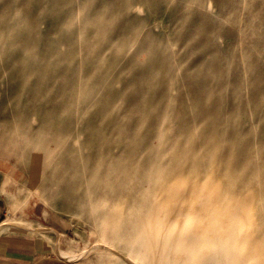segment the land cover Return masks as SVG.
<instances>
[{
    "label": "rangeland",
    "instance_id": "1",
    "mask_svg": "<svg viewBox=\"0 0 264 264\" xmlns=\"http://www.w3.org/2000/svg\"><path fill=\"white\" fill-rule=\"evenodd\" d=\"M0 1V60L16 72L1 67L0 94L21 83L0 113V159L29 200L82 248L100 242L103 213L155 200L171 222L197 216L196 233L217 216L220 236L221 213L246 205L245 234L264 242V0Z\"/></svg>",
    "mask_w": 264,
    "mask_h": 264
},
{
    "label": "bare ground",
    "instance_id": "2",
    "mask_svg": "<svg viewBox=\"0 0 264 264\" xmlns=\"http://www.w3.org/2000/svg\"><path fill=\"white\" fill-rule=\"evenodd\" d=\"M20 1H18V2H20ZM38 2H41V1L38 0ZM9 3H11V2H9ZM9 3H7V4L9 5ZM25 3L29 4V1L25 2ZM3 4H5V3L3 2ZM18 4H20V3H18ZM30 4H32V3H30ZM24 7H26V6H24ZM21 8L22 7H20V9ZM42 9H44V8H42ZM0 13H1V11H0ZM3 13H5V12H3ZM2 14H0V15L2 16ZM39 15H40V13H39ZM42 15H44V14H42ZM53 33H54V31H53ZM37 38L38 37L36 35V40H37ZM36 40H35V44H36ZM65 43L66 42H64V44ZM61 46H62V44H61ZM67 51H69V50L67 49ZM14 57L16 58V56H14ZM2 58H6V57H2ZM2 61H3V59H2ZM10 61H12V59ZM1 67L3 68V70L5 72L11 73L12 75L14 73H16V72H14L15 69L13 68L12 64L9 63V60H7V62H5L4 64H2L1 60H0V69H1ZM42 67H44V66H42ZM34 69H33V71H34ZM19 70H21V69H19ZM36 70L34 72L38 73L39 71H36ZM38 70H39V68H38ZM41 71H40V73H41ZM48 71H50V70L48 69ZM18 73H19V71H18ZM50 73H51V71H50ZM31 74H33V73H31ZM19 75L21 76V74H19ZM59 75L61 76V74H59ZM59 75H56V76H59ZM63 75L65 76V74H63ZM15 77L17 78L18 76L15 75ZM15 77L13 78L12 81L9 80L7 84L6 83L4 84V87H6L8 90V94L5 95V94L1 93L2 96L0 97V100H1L0 101V113L8 112L7 111V108L9 107L8 103H11L14 105H16L17 103L19 105L21 104V102L19 103L20 97L18 96L19 98H17L18 94L16 93L20 90V89L18 90V88H19L21 83L20 82L17 83L16 80H18V79H15ZM45 77H47V76H45ZM50 79H51V77H50ZM19 80L21 81V79H19ZM45 80H46V78H45ZM23 82H25V81H23ZM26 82H28V80ZM49 83H51V81ZM39 84H40V82H39ZM63 84H65V83H63ZM35 85H37V84H35ZM59 85H61V84H59ZM48 86H46V87H48ZM24 87H23V89H24ZM36 87H34V88H36ZM40 88L37 87V89H40ZM42 88H44V87L42 86ZM30 89H32V88H30ZM16 90H18V91H16ZM33 90H35V89H33ZM26 91H27V89H26ZM26 91L23 90L22 92L24 93ZM32 91L30 90V92H32ZM35 91L37 92V90H35ZM39 92H40V90H39ZM21 93L19 94L20 96L23 95ZM37 95L38 94H36V96ZM27 97H28V95H27ZM31 97H33L32 94H31L30 98ZM25 98H24V100H25ZM38 98H39V96H38ZM17 99H18V101H17ZM34 99H35V97H34ZM34 99H33V101H34ZM16 101H17V103H16ZM61 101H63V100H61ZM42 103H41V105H42ZM26 104H28V103H26ZM50 105H49V107H50ZM24 107H25V105H24ZM45 107H46V105H45ZM49 107H48V110L46 108L45 109L47 111H49ZM60 107L61 106H59V108ZM38 108H40V107H38ZM54 108L56 109L57 107H54ZM26 109H28V107ZM55 109H53V110H55ZM40 110H42V108ZM46 110H44V111H46ZM58 110L59 109H57V111ZM9 111L12 114H15L17 112V109L11 108ZM23 111H26V110L24 109ZM32 111H33V109H32ZM43 115H45V114H43ZM54 115H55V113H54ZM60 116H62V115H60ZM51 117L53 118V115ZM79 119H80V116H79ZM147 119H148V117H147ZM42 120H43V117H42ZM52 120H54V118ZM56 120H57V118H56ZM95 120H96V118H95ZM59 121H61V119H59ZM43 122H44V120H43ZM92 122H94V121H92ZM60 123L62 124V122H60ZM78 124H80V122ZM65 125H67V124H65ZM72 125H73V123H72ZM80 125H82V124H80ZM59 126L61 127V125H59ZM86 126H87V124H86ZM92 126H94V125L92 124ZM63 129H65V128H63ZM77 130L79 131V128ZM104 134L107 135V133H105V132L103 133V135ZM110 140H112V138H110ZM110 142H109V145L111 144ZM105 146H104V148H106ZM107 146H108V144H107ZM110 147H113V146H110ZM231 150H232V147H231ZM77 151H78V149H77ZM89 152H91V150H89ZM37 154H39V153H37ZM131 154H132V152H131ZM64 156L65 155H63V157ZM27 157L29 158V155H27ZM24 161H26V160H24ZM65 164H63V165H65ZM59 178H61V177H59ZM64 178L66 180L69 179L67 176H65ZM70 182L71 181H69V183ZM66 183L65 182L63 183V188L66 185ZM80 183L82 184V182H80ZM70 186H68V187H70ZM67 189H69V188H67ZM70 189H71V187H70ZM72 190H73V188L71 189V191ZM71 193L72 192L69 191V193H66V194L69 197ZM155 202H156V200H155ZM155 202L154 201L151 202V205L149 207L131 208V209H129L126 216L123 215L124 209L108 210V212L103 213L104 216H107V219L104 221L103 228H101V230L99 231V234L101 237L100 242L92 243L91 245H88L85 248H82L81 250H78V251H75L72 253H69L67 251H62V250H59L57 248L59 257H61L62 259L66 260V261L72 262V261L83 259V258L87 257V255L90 253L102 250L103 252H105L109 255V261L107 262L108 264H264V242L263 241H261V242L260 241L259 242L254 241L253 239H251L249 237V235L247 237L245 234L246 230H247L245 227V223L249 219H247L245 214H243V210H246L248 206H246V205L243 206L242 204L237 203L234 206L235 208L232 209V211L230 213H228L227 211H224L221 213V214H225L229 217V229L230 230H228L229 232L227 235L220 236L218 234V230L220 227H219V225L217 226V224H216L217 218H218L217 216H211V218L209 219L211 224H208L205 228H203L202 232L196 233V232L192 231V227H193V223L197 220V216L190 214V213L182 212L178 216L182 217L183 222H181V223H177L175 221L171 222L167 217L169 209L166 206H157V203H155Z\"/></svg>",
    "mask_w": 264,
    "mask_h": 264
},
{
    "label": "crops",
    "instance_id": "3",
    "mask_svg": "<svg viewBox=\"0 0 264 264\" xmlns=\"http://www.w3.org/2000/svg\"><path fill=\"white\" fill-rule=\"evenodd\" d=\"M24 182L21 171L0 159V264H93L59 257L57 248L69 253L81 250L82 239L70 237L67 222L48 214L39 201L29 200Z\"/></svg>",
    "mask_w": 264,
    "mask_h": 264
}]
</instances>
